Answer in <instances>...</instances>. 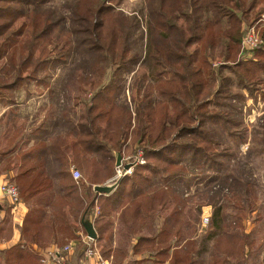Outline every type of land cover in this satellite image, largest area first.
I'll return each instance as SVG.
<instances>
[{
    "label": "trees",
    "instance_id": "obj_1",
    "mask_svg": "<svg viewBox=\"0 0 264 264\" xmlns=\"http://www.w3.org/2000/svg\"><path fill=\"white\" fill-rule=\"evenodd\" d=\"M123 1L65 0L69 18L51 0H0L3 105H10L11 96L38 77L51 50L44 45L36 57V47L52 33L69 30L67 20L81 36L80 45L84 43L92 53L97 73L95 79H83L93 93L86 104L88 118L76 130L41 138L16 156L14 172L18 173L12 180L28 212L21 230L23 241L5 250L0 264H43L34 245L62 247L77 238L82 219L89 218L95 205L94 185H103L116 175L117 154L123 156L136 142L145 163L122 178L113 194L100 197L101 214L94 221L98 241L109 228L118 202L129 201L133 206L147 202L156 214L158 206L174 203L159 233L155 226H148L153 232L148 250L160 263L246 264L252 255L253 235L246 231L244 221L259 207L250 175L225 179L236 212L229 213V203L215 202L208 231L196 239L187 238L182 245L177 238L185 226L186 199L175 192V186L188 182L187 169L192 166L226 175L232 159L218 148L224 144L221 132L232 136L230 129L237 124L238 107L233 103L245 101L244 92L257 100L264 86V0H142L138 12L130 14L122 10ZM23 17L27 22L17 27ZM245 26H255L263 40L249 59L242 58ZM27 33L31 38L24 44L21 38ZM143 39L142 48L136 49ZM63 48H57L61 58L66 54ZM138 64L146 71L141 79L146 85L138 90L133 109L119 104L117 94L121 76ZM109 67L115 69V76L104 84L102 76ZM219 128L222 131L216 132ZM106 140L116 145V156ZM50 166L60 172L62 191L57 194L47 171ZM72 169L80 171L79 179H74ZM152 178L157 185L145 190ZM137 187L142 188L139 193ZM260 220L258 214L256 221ZM260 264H264V254Z\"/></svg>",
    "mask_w": 264,
    "mask_h": 264
},
{
    "label": "rangeland",
    "instance_id": "obj_2",
    "mask_svg": "<svg viewBox=\"0 0 264 264\" xmlns=\"http://www.w3.org/2000/svg\"><path fill=\"white\" fill-rule=\"evenodd\" d=\"M51 1L60 9L64 17L71 18L70 9L65 6V0ZM141 5L142 0H124L121 8L124 12L130 14L131 12H138ZM137 14L143 19L142 14ZM27 20V17L21 18L16 26L19 27ZM70 22V20H67L69 30L52 33L41 45L36 47V57L42 54L44 45L51 50V57L46 61L45 67L39 69L36 80L27 83L26 86L16 91L15 95L11 96L13 98L10 106L17 104L15 106L24 108L25 111L17 115L13 119L14 122H18L20 118V124L26 123L28 125L29 122L33 124L38 121L44 124L49 122V118H53L52 122H57L50 131L53 136L66 133L72 129L76 130L81 122L88 118L89 113L86 104L93 93L90 91V84L85 83L83 79L86 77L95 79L97 77V73L92 66L94 57L84 47V43L80 45L82 38L70 29ZM30 38L27 33L21 38V41L27 44ZM144 42V39L143 41L139 40L136 49L140 50ZM72 44H74V47L71 49ZM56 47L58 49L64 47L63 50L66 51L64 57L61 58L62 55L57 54L59 51ZM69 48L71 51L68 52ZM244 57L249 59L252 57V53L242 55V58ZM97 63L104 66V63L100 61ZM31 70L32 68L27 70L26 73L29 74ZM114 71L113 67L108 68L106 74L102 76L104 84H108L114 78ZM144 74H146L145 69L140 68V64H138L133 71L125 72L121 76V91L117 94L119 104L127 105L133 109L136 107L135 102L139 100L138 90L143 89L146 85V82H141ZM261 88L263 90L259 92L257 100L244 92L246 94L245 101L241 100L233 103L238 107L237 124L230 129L233 135L226 137L221 132L224 144L222 148H218V151L227 154L232 159L231 164L226 169L225 177L220 174L216 175L214 171L192 166L187 169L189 171L188 182L178 183L180 186L174 185L177 187L175 192L182 194L186 199L184 207L185 226L181 236L191 238L194 234L197 238L198 233L204 235L208 231V221L213 215L215 202L218 204L229 203L231 205L229 213L234 214L236 212L229 201L232 194L225 184V179H231V177L239 175H250L248 178L254 184L253 189L256 192L255 204L259 208L250 212L244 221L246 231L253 235L254 241L252 255L248 258L246 264H260L264 254V150L262 148V139L264 138L262 126L264 120V86H261ZM86 90L89 91V94L85 93ZM34 113L35 116L33 117ZM219 130L222 131V128L217 129L216 132ZM105 142L109 148H112V152L116 156V145L108 140ZM137 143L121 156V160L135 155L140 150ZM215 176L216 178H214ZM157 183L158 181L152 178L151 182L148 183V187H153ZM210 200L214 203L210 204ZM172 204L174 205V203ZM168 206L171 213L172 206ZM258 214H261L259 222L256 221ZM209 258L206 256L207 260Z\"/></svg>",
    "mask_w": 264,
    "mask_h": 264
},
{
    "label": "crops",
    "instance_id": "obj_3",
    "mask_svg": "<svg viewBox=\"0 0 264 264\" xmlns=\"http://www.w3.org/2000/svg\"><path fill=\"white\" fill-rule=\"evenodd\" d=\"M15 105L17 104L10 106L3 105L2 102L0 103V183L6 176L13 178L17 175L18 172H14L17 167L16 156L20 152H24L26 149L32 147L41 138L53 136L50 131L57 123L52 122L53 118H49V122H45L44 124L39 121L33 124L29 122L28 125L26 123L20 124V118L18 122H14L13 119L17 115L25 112L24 108L22 109ZM20 125L23 126L20 127ZM26 126L28 127L26 128ZM47 171L52 177L54 193H60L62 191V185L60 183V172H58V168L56 166H50L47 167ZM112 178L105 184L112 183ZM153 188L148 187V184L145 185V190H152ZM141 189L137 187L136 193H139ZM95 193L94 207L98 206L101 211L100 205L98 204L100 197L111 194ZM121 202H118L113 207L114 211L109 217L110 226L104 230V237L100 241H98L99 234L95 229V222H92L97 234V238L94 240H96L102 256L105 258L104 254L106 253L109 256L106 259L112 263L116 261L119 264H139L142 261L144 264H170L169 260L160 263L155 253L148 250L147 243L148 239L153 237V232L148 229V226H155L153 229L156 230V233H159L164 222L171 214L169 212L170 207L168 205L165 207L158 206V211L160 212L156 214L152 212L154 207L147 202L137 204L136 206H133L129 201L127 203L124 202V204H121ZM171 206L173 209V205ZM27 212L28 206L23 201L16 206H12L0 197V259L3 258L5 250L23 241L21 230ZM87 219L89 220V218ZM82 225L83 228H80L76 232L77 238L71 239L69 243L62 247H59L55 243H52L47 249H42L34 245V249L44 258L43 264H61L59 257L62 253L66 258L65 264H97L96 258H88L85 254L86 246L84 243L89 238V235L83 223ZM200 235L198 233L197 237ZM193 238L196 239L194 234ZM186 239V237L180 235L177 241H181L179 245H182ZM69 244L70 250L65 252L64 247ZM137 245H140L138 250Z\"/></svg>",
    "mask_w": 264,
    "mask_h": 264
},
{
    "label": "built area",
    "instance_id": "obj_4",
    "mask_svg": "<svg viewBox=\"0 0 264 264\" xmlns=\"http://www.w3.org/2000/svg\"><path fill=\"white\" fill-rule=\"evenodd\" d=\"M262 18H264V15ZM262 42L263 40L261 39L255 26H245L242 40V55L245 56L246 54L252 53ZM144 163L145 158L142 150H139L131 157L123 159L121 165L119 167L116 166V175L112 179V183L116 182L118 179L124 178L125 176L132 175L135 166ZM127 164H130V167L125 170L124 166ZM72 175L76 180L81 177V173L78 169H72ZM0 197L12 206H16L21 203L18 187L10 176L4 177L0 183ZM100 213L101 211L99 207H94L91 211V215L89 216V220L94 222L100 216ZM84 244L86 246V256L88 258H96L97 264H114L102 256L96 240L89 237ZM69 250L70 244L64 247L65 252H68ZM59 260H61V264H65L66 258L63 253L60 255Z\"/></svg>",
    "mask_w": 264,
    "mask_h": 264
},
{
    "label": "water",
    "instance_id": "obj_5",
    "mask_svg": "<svg viewBox=\"0 0 264 264\" xmlns=\"http://www.w3.org/2000/svg\"><path fill=\"white\" fill-rule=\"evenodd\" d=\"M122 157L121 154H117V160H116V166L119 167L122 163ZM130 167V164H127L124 166V169H128ZM122 178L118 179L116 182L113 183H107L103 185H96L94 186L95 192L98 194H111L120 184ZM83 224L88 232V235L92 239L97 238L96 231L94 229V226L90 220H88L86 217L83 218Z\"/></svg>",
    "mask_w": 264,
    "mask_h": 264
}]
</instances>
